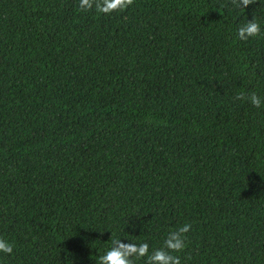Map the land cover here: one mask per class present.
I'll use <instances>...</instances> for the list:
<instances>
[{
	"label": "trees",
	"instance_id": "trees-1",
	"mask_svg": "<svg viewBox=\"0 0 264 264\" xmlns=\"http://www.w3.org/2000/svg\"><path fill=\"white\" fill-rule=\"evenodd\" d=\"M77 4L0 0V264L151 252L183 223L181 264H264V107L235 99L264 98V0Z\"/></svg>",
	"mask_w": 264,
	"mask_h": 264
},
{
	"label": "clouds",
	"instance_id": "clouds-1",
	"mask_svg": "<svg viewBox=\"0 0 264 264\" xmlns=\"http://www.w3.org/2000/svg\"><path fill=\"white\" fill-rule=\"evenodd\" d=\"M257 0H231V3L238 9L245 10L249 5ZM134 0H78L77 8L79 12L95 11L97 15L103 14L111 16L114 13H123L133 5ZM261 35V26L255 17L247 20L246 23L237 28V37L241 41ZM235 99L250 103L255 108L264 107V98L257 93H239ZM190 223L178 225L170 230L166 235L163 246L149 251V244L142 242L139 244L122 242V239L113 237L111 246L100 255L96 264H135V261L146 259V264H181L180 257L173 253H180L186 248V236L191 230ZM0 253L11 256L14 254V244L0 236Z\"/></svg>",
	"mask_w": 264,
	"mask_h": 264
}]
</instances>
